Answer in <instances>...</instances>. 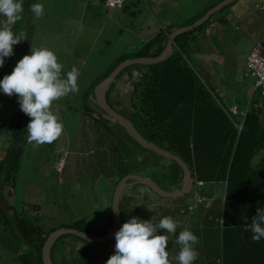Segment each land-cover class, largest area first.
<instances>
[{"label":"trees","instance_id":"1","mask_svg":"<svg viewBox=\"0 0 264 264\" xmlns=\"http://www.w3.org/2000/svg\"><path fill=\"white\" fill-rule=\"evenodd\" d=\"M25 1L23 14L32 13L30 5L36 3V0ZM225 1L221 0L214 6L205 4L202 13L184 25L159 29L148 38L149 41L145 42L138 53L123 55L112 61L108 71L97 77L93 90L125 61L160 57L175 31L198 23ZM102 2L106 7L107 0ZM217 14L195 30L179 35L175 39L174 54L167 61L155 65L129 66L108 90L107 101L110 106L115 109V97L118 105H124L120 112L115 109L117 113L130 120L147 141L179 157L190 169L195 180L194 190L197 189L195 206L179 202L184 197L165 199L145 185L130 186L120 203L122 225L132 217L158 223L166 216L175 215L174 219L178 221V217L183 215L182 219L188 223H180L182 230H178V227L174 236L178 238L180 232L190 230L199 237V243L195 246L199 256L195 264H264V239L254 242L250 228L258 209L264 208V97L261 99L256 82L250 94L242 85L234 105L230 107L225 97L217 92L218 78L209 74V68L201 71L192 61L194 52L191 44L202 38V32ZM4 19L0 17V21ZM17 29H21V26L18 25ZM13 30L20 32L15 31L16 28ZM14 47V54L6 57L3 67H0V79L11 74L17 62L28 54L26 45L23 48L19 46L18 53ZM247 72L251 75L248 68ZM3 94L0 92V124L8 121L6 124L9 127L5 129L8 130L6 140L2 135L4 131H0V224L4 226L1 236L6 239L9 235L10 243L5 240L9 254L0 255V264H13L10 257L14 258V255L18 258L17 264H45L44 247L50 236L61 228H43V218L40 216L42 207L20 199L24 157L36 149L37 144L29 139L27 125L31 118L20 110L17 96L4 94V97ZM256 95L259 96L257 99ZM92 105L94 109L91 116L95 117L96 122L104 127L112 124L114 128L118 126L125 130L136 146L150 155L152 161L148 168L147 158H124L119 154L120 149L114 141L109 147L103 146L106 149L103 150L104 156L101 154L99 159L97 156V159L92 160L97 166L98 161L103 164L105 172L109 169L108 175H115L113 179L111 177L113 191L108 194L109 200L105 205L108 206V227L98 235L86 231L81 222L72 229L94 237H104L114 229V210L111 206L114 205L119 184L126 177L136 175L147 178L167 192H176L183 187L184 170L177 161L141 146L119 121L101 109L96 95ZM232 107L237 109L236 113ZM114 151L118 153L114 154ZM114 155L117 158L116 165ZM129 161L132 163L129 164ZM143 163L146 168L138 171L137 166ZM127 164L135 168L131 169ZM112 167H116L114 171ZM219 186H223L220 196L216 194ZM138 189H143V193L135 192ZM155 196L158 197L155 203L147 202ZM147 207L153 208L152 212ZM158 231L159 234L165 232ZM2 241L0 239V244H4ZM115 244V238L96 244L67 234L55 243L51 257L54 264H106L115 254L110 255L108 249L115 248ZM169 247V251L166 249L168 253L172 248L175 255L179 254L181 245L179 248L172 245Z\"/></svg>","mask_w":264,"mask_h":264},{"label":"rangeland","instance_id":"2","mask_svg":"<svg viewBox=\"0 0 264 264\" xmlns=\"http://www.w3.org/2000/svg\"><path fill=\"white\" fill-rule=\"evenodd\" d=\"M164 1H159L162 6H159L158 12H155L156 6L149 0H140L139 3L128 0L124 11L111 13L102 0H98V9L101 8V11L95 14L94 0H36V3L44 4L45 15L36 19L33 13L26 12L17 22L15 31L27 35V40H21L15 45L17 53L20 52L19 46L23 48L26 45L28 54L31 53V48L47 47L56 53L58 62L63 64L62 73L71 71L73 67L80 72L79 92L70 93L54 101L52 105V111L63 123L62 135L51 144H37L36 149L24 157L21 169L20 199L42 207L41 226L46 230H73L79 222L86 231L95 235L107 229L108 206L105 205L109 200L108 194L113 191L111 177L113 179L115 175H108L109 169L105 172L103 164L98 161L97 166L92 160L97 159V156L99 159L101 154L104 156V147H109L113 141L124 158H147L148 168L152 165L150 155L139 149L125 130L118 126L114 128L112 124L104 127L96 122L95 117L92 118V101L96 92L93 85L99 75L108 71L112 61L123 55L138 53L145 42L149 41L148 37L155 35L159 29H164L169 23L184 25L189 19L202 13L205 4L214 6L221 0H178L175 6L169 0ZM85 6L87 8L84 10ZM229 6L214 17L202 32V38L191 45L194 65L201 71L209 68V74L218 78L217 92L225 97L226 103L231 107L242 85L249 94L255 89L256 80L247 72V61L254 47L259 43L264 44V0H238ZM160 10L164 12L163 17L160 16ZM18 25L21 29H17ZM72 30L74 34L69 37L67 34ZM257 97L259 96L256 95L255 98ZM113 101L115 109L120 112L124 105H118L115 97ZM232 110L237 112L235 107ZM106 119L113 121L109 117ZM7 122L0 124L5 140L8 133L5 129L9 127ZM113 159L116 165V155ZM62 160L64 171L61 173L59 163ZM129 164V168H135ZM144 165L145 163L142 166L139 164L137 170L144 171ZM112 168L114 171L116 167ZM217 189V193L215 190L213 193L220 196L223 186ZM143 191L138 189L135 192ZM196 191L197 189L179 202L197 206ZM145 195L148 196V193ZM157 199L156 196L151 197L147 202L155 203ZM146 209L153 210L151 207ZM182 216L178 217L179 224L187 225L188 221L182 219ZM175 217L173 215L172 218ZM179 228L178 230H182V227ZM3 229L4 226L0 224V239L4 241V244H0L1 256L9 254L5 240L9 242L10 237L7 235L4 239L1 236ZM167 235L168 251L171 245L179 248L177 238L173 234ZM108 250L110 255L116 251L114 247ZM12 259L13 264L18 263L15 255L14 258L10 257ZM169 264H179L178 254L175 255L172 248Z\"/></svg>","mask_w":264,"mask_h":264},{"label":"clouds","instance_id":"3","mask_svg":"<svg viewBox=\"0 0 264 264\" xmlns=\"http://www.w3.org/2000/svg\"><path fill=\"white\" fill-rule=\"evenodd\" d=\"M24 0H0V67L6 57H11L13 46L27 40L24 32L16 33L13 26L23 18ZM36 19L45 15L43 3L30 5ZM63 64L58 62L56 53L47 48H31V53L24 55L15 65L11 74L0 79V92L8 96H17L20 110L30 117L27 125L31 142L38 145L51 144L64 131L60 117L52 111L54 101L79 92L78 78L80 72L76 67L62 73ZM116 204L112 205L113 210ZM179 222L170 216L159 220L130 218L115 233V254L106 264H169V243L167 234H175ZM252 240L264 239V208L258 209L250 226ZM158 230H166L159 234ZM176 243L181 245L178 254L179 264H195L199 253L196 245L199 237L190 230L180 232Z\"/></svg>","mask_w":264,"mask_h":264},{"label":"water","instance_id":"4","mask_svg":"<svg viewBox=\"0 0 264 264\" xmlns=\"http://www.w3.org/2000/svg\"><path fill=\"white\" fill-rule=\"evenodd\" d=\"M238 0H227L217 6L216 8L212 9L203 19H201L198 23L190 26V27H185L181 28L177 31H175L171 37L170 41L168 44L167 49L163 52V54L158 57V58H137L134 60H128L125 61L123 64H121L116 71L108 78L106 79L102 84H100L95 92L96 98H97V103L103 109L108 115L119 121L128 131V133L144 148L153 151L157 154L164 155L166 157H169L175 161L178 162V164L183 168L184 170V181H183V187L181 190L176 191V192H167L163 190L158 184L150 179L143 178L140 176H128L126 177L118 186L115 197H114V204H116V209L114 211V219H115V226L113 231L108 234L107 236L104 237H94L92 235H89L84 232H80L77 230H58L54 232L50 238L48 239L44 251H43V257H44V263L45 264H54L51 253L52 249L55 245V243L58 241L60 237L63 235L67 234H73L76 235L88 242L91 243H96V244H103L108 241H111L114 239L115 233L119 231V229L122 227V215H121V208H120V203L123 194L126 192V190L132 186H137V185H145L148 188H150L155 194L158 196L165 198V199H178V198H183L186 197L187 195L191 194V192L194 190L195 187V180L193 178V175L188 168V166L177 156L173 155L172 153L161 149L157 145L150 143L147 141L142 134L136 129L134 124L128 120L127 118L123 117L119 113H117L108 103L107 101V93L110 88V86L116 81L118 76L121 74L123 70L128 68L129 66L132 65H155L159 64L162 62L167 61L173 54H174V43L175 39L184 33L191 32L195 30L196 28L200 27L203 25L205 22H207L209 19H211L215 14H217L219 11L227 7L228 5L236 2Z\"/></svg>","mask_w":264,"mask_h":264},{"label":"built area","instance_id":"5","mask_svg":"<svg viewBox=\"0 0 264 264\" xmlns=\"http://www.w3.org/2000/svg\"><path fill=\"white\" fill-rule=\"evenodd\" d=\"M127 0H107L106 7L113 10L123 9ZM247 68L256 80V88L264 97V44H258L254 47L247 61ZM64 160L59 164L60 171L64 167ZM202 186L203 183H200Z\"/></svg>","mask_w":264,"mask_h":264},{"label":"crops","instance_id":"6","mask_svg":"<svg viewBox=\"0 0 264 264\" xmlns=\"http://www.w3.org/2000/svg\"><path fill=\"white\" fill-rule=\"evenodd\" d=\"M139 1L140 0H134V2L135 3H139ZM159 1L160 0H149V2H152L153 3V6L155 5L156 7H155V12H158V10H159V6H162V5H160V3H159ZM165 1H168V0H165ZM164 1V2H165ZM170 2H173L174 3V6L176 5V3H177V1L178 0H169ZM86 4V3H85ZM100 5V4H99ZM93 6H94V12H95V14H97V13H99L100 11H101V8H100V10L98 9L99 7H98V0H94V2H93ZM101 6V5H100ZM87 7L85 6L84 7V10L86 9ZM126 9V6H125V8H123V9H121V10H113V11H111L110 10V12L111 13H113L114 11H124ZM88 10H89V8H88ZM107 10V9H106ZM104 11V10H103ZM109 11V10H108ZM160 13H161V17H163V15H164V12H163V10H160ZM172 26H176V25H174V24H172V23H169L168 25H166L165 27H172ZM16 28V24H15V26L13 27V29H15ZM14 31V30H13ZM74 33H73V30H72V32H70V33H68L67 35L69 36V37H71L70 35H73ZM67 36V37H68ZM149 38V37H148ZM260 44V43H259ZM258 45V44H257ZM104 46H106V45H104ZM60 164V163H59Z\"/></svg>","mask_w":264,"mask_h":264}]
</instances>
